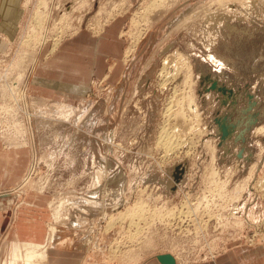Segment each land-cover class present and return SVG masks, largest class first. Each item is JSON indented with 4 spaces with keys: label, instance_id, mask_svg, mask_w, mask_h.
I'll return each mask as SVG.
<instances>
[{
    "label": "rangeland",
    "instance_id": "374dc122",
    "mask_svg": "<svg viewBox=\"0 0 264 264\" xmlns=\"http://www.w3.org/2000/svg\"><path fill=\"white\" fill-rule=\"evenodd\" d=\"M1 11L0 264L13 242L45 244L54 227L35 264H160L167 252L177 264H259L264 0H20ZM176 60L182 72L167 73ZM177 92L200 120L168 153L158 140Z\"/></svg>",
    "mask_w": 264,
    "mask_h": 264
},
{
    "label": "bare ground",
    "instance_id": "6f19581e",
    "mask_svg": "<svg viewBox=\"0 0 264 264\" xmlns=\"http://www.w3.org/2000/svg\"><path fill=\"white\" fill-rule=\"evenodd\" d=\"M167 63H169V62H167ZM182 64H183L182 62L176 60V62L173 63V65H172V63H171V65L169 64V66H168V64H166L164 69H165V71H167V73L170 72V69H175V72L177 74L179 72H182L183 66H186L185 64H183V65ZM188 80H190V78H187V81ZM6 84H8V82ZM10 84H8V85H10ZM6 88H7V86H6ZM9 88H10V86H9ZM186 91H190V90H186ZM184 94H185L184 92L182 94L177 92L176 94H174L175 96L172 98V100H170L171 103L175 104V106H177V104L180 105V106H179V109H177V110H174V109L171 110V115H169L170 117L168 116L169 120H171V121L168 120L169 123L167 125H165V127L163 128L162 134L160 136V139L158 140V143L162 144L164 149H165V151L168 152V153L170 151H172L173 149L176 150L177 148H180V147L183 146V144L186 141V140H184V136H186L189 133H192L191 131H193L194 127L197 126L198 120H200L199 119V116H200L199 114L194 113L193 116H190L183 109L182 98H184ZM17 95H18V93H17ZM187 98H189L191 100V102H192V98L190 96H188ZM13 99H14V93H13ZM16 100H18V97H16ZM170 105H172V104H170ZM190 105H193V104H189V106ZM2 106H4V105H2ZM5 107L6 106H4L3 110H5ZM191 109H194V108H191ZM168 114H170V113H168ZM173 120H174L175 123L173 122ZM180 121L184 122V124H183L184 127L183 128H179L176 125ZM191 143H193V142L191 141ZM187 151H189V150H187ZM188 153L189 152H187V154ZM68 200H67V202H68ZM72 204H73V202H72ZM72 204H71V206H72ZM59 206H61V205H59ZM51 230H52L51 233L47 237L48 238V242L45 243V244H36V243H33V242H25V243L24 242H21V243L20 242H13L12 243V247H11V252H10L11 253V259H10L9 264H20V261H23V264H35L36 260H39V261L40 260H45L46 257H47V252H46L47 246L48 245H53L55 240L58 237L57 228L54 227ZM24 250H25V252H24Z\"/></svg>",
    "mask_w": 264,
    "mask_h": 264
},
{
    "label": "water",
    "instance_id": "95a60500",
    "mask_svg": "<svg viewBox=\"0 0 264 264\" xmlns=\"http://www.w3.org/2000/svg\"><path fill=\"white\" fill-rule=\"evenodd\" d=\"M220 89H222V90H225V87H220ZM231 91V90H230ZM230 93H232L233 94V92L231 91ZM231 94V95H232ZM249 95V97H250V99H252V97H253V95L252 94H248ZM255 104V101H251L250 100V107L252 106V105H254ZM247 110H245V112H246ZM219 122H221V121H219ZM256 122V118L255 119H251V121H250V124H252V123H255ZM220 128H221V133L223 134V139L224 138H226V136L228 135V134H230L231 133V129H230V127L228 126V125H226L225 123H224V121H222L221 123H220ZM250 130V126H248L247 125V127L243 130V131H241V139H245L244 138V133L245 132H247V131H249ZM244 150H245V147H242L240 150H239V152L237 153V156L238 157H240V158H245V159H247V160H250V158H251V155H249V156H243V152H244ZM156 258L159 260V262L161 263V264H177V260H176V257L172 254V253H159V254H157L156 255Z\"/></svg>",
    "mask_w": 264,
    "mask_h": 264
},
{
    "label": "crops",
    "instance_id": "0c3cea01",
    "mask_svg": "<svg viewBox=\"0 0 264 264\" xmlns=\"http://www.w3.org/2000/svg\"><path fill=\"white\" fill-rule=\"evenodd\" d=\"M20 3V0H1L0 2V11H1V7H5V11H7V13H10V10L12 8V6H17L18 4ZM5 11L1 13H4L5 14ZM10 18V17H9ZM9 18H6V20H9ZM12 20V19H11ZM101 37H107L108 36V33H102L100 35ZM66 54V53H64ZM50 61H48V66H50ZM52 65V64H51ZM77 259L78 257L75 256ZM233 260V259H232ZM232 260L230 259H227V256H225L222 260H219L218 262H216L215 264H232L234 262H232ZM257 262L260 264H264V254H261L257 257ZM159 261V260H158ZM62 261L61 260H58V263L60 264ZM65 262V261H64ZM232 262V263H231ZM160 263V262H159ZM48 264H57L56 260H53L52 257L49 258V263ZM161 264V263H160Z\"/></svg>",
    "mask_w": 264,
    "mask_h": 264
}]
</instances>
